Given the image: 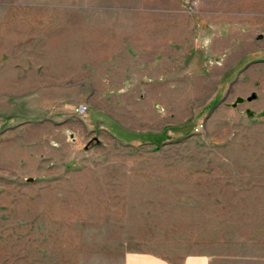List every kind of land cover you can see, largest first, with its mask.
<instances>
[{
  "label": "rangeland",
  "instance_id": "obj_1",
  "mask_svg": "<svg viewBox=\"0 0 264 264\" xmlns=\"http://www.w3.org/2000/svg\"><path fill=\"white\" fill-rule=\"evenodd\" d=\"M1 2L0 264L260 246L264 18L182 56L105 57L95 27Z\"/></svg>",
  "mask_w": 264,
  "mask_h": 264
},
{
  "label": "crops",
  "instance_id": "obj_2",
  "mask_svg": "<svg viewBox=\"0 0 264 264\" xmlns=\"http://www.w3.org/2000/svg\"><path fill=\"white\" fill-rule=\"evenodd\" d=\"M1 4H7V9L55 11L50 22L54 25L95 27L88 33L102 35L94 43L104 44L91 46L88 39L87 48L94 51L102 46L103 53L96 55L105 57L182 56L179 51L199 50L200 42L214 41L217 32L222 34L216 27H230L239 41L243 29L238 27L264 18V0H2ZM246 244L229 257L190 252L176 260L154 252L128 251L124 245L119 264H264V240L258 247Z\"/></svg>",
  "mask_w": 264,
  "mask_h": 264
},
{
  "label": "built area",
  "instance_id": "obj_3",
  "mask_svg": "<svg viewBox=\"0 0 264 264\" xmlns=\"http://www.w3.org/2000/svg\"><path fill=\"white\" fill-rule=\"evenodd\" d=\"M87 108L85 106H80L76 109V113L79 115H85Z\"/></svg>",
  "mask_w": 264,
  "mask_h": 264
},
{
  "label": "water",
  "instance_id": "obj_4",
  "mask_svg": "<svg viewBox=\"0 0 264 264\" xmlns=\"http://www.w3.org/2000/svg\"><path fill=\"white\" fill-rule=\"evenodd\" d=\"M255 98V95H253L251 98H249L248 100L251 101L252 99Z\"/></svg>",
  "mask_w": 264,
  "mask_h": 264
}]
</instances>
